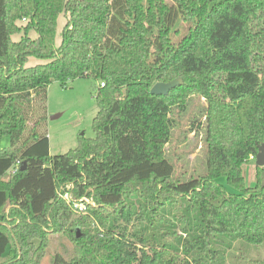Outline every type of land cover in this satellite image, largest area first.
Wrapping results in <instances>:
<instances>
[{
  "label": "trees",
  "instance_id": "trees-1",
  "mask_svg": "<svg viewBox=\"0 0 264 264\" xmlns=\"http://www.w3.org/2000/svg\"><path fill=\"white\" fill-rule=\"evenodd\" d=\"M78 77L95 81L94 135L51 156L47 87ZM193 96L206 169L183 180L165 147ZM4 136L0 264H42L51 234L68 241L51 264H264V165L244 175L264 145V0H0Z\"/></svg>",
  "mask_w": 264,
  "mask_h": 264
},
{
  "label": "rangeland",
  "instance_id": "rangeland-1",
  "mask_svg": "<svg viewBox=\"0 0 264 264\" xmlns=\"http://www.w3.org/2000/svg\"><path fill=\"white\" fill-rule=\"evenodd\" d=\"M65 22L63 14L58 15L55 29L54 44L60 43L61 29ZM35 31H30V37H36ZM20 34L12 35L14 41L19 40ZM44 60L30 56L27 66L43 63ZM93 81L87 77H78L69 80L66 86L53 81L47 87V123L46 132L49 141V154L51 156L63 154L77 146L79 136L92 138L94 135L92 120L97 112V105L93 93ZM205 100L196 96L191 97L182 111L172 115L173 127L171 138L166 145V156L173 163L175 174L181 179L200 177L206 169V150L204 144V117ZM9 139L4 136L0 139V147L8 146ZM255 156L250 155L244 164L245 183L252 185L255 174ZM218 182L225 185L230 192L237 188L229 185L224 177H219ZM61 190V186L58 188ZM71 199L80 202L79 199ZM68 245V241L60 234H51L46 255L42 264H51L55 252L61 246ZM239 244L236 243V246ZM235 246V247H236ZM236 253V250H233ZM254 254V251L251 250ZM264 254V250H262ZM230 262L229 258H225ZM230 264V263H229Z\"/></svg>",
  "mask_w": 264,
  "mask_h": 264
},
{
  "label": "water",
  "instance_id": "water-1",
  "mask_svg": "<svg viewBox=\"0 0 264 264\" xmlns=\"http://www.w3.org/2000/svg\"><path fill=\"white\" fill-rule=\"evenodd\" d=\"M181 81L182 80L180 77H176L167 82H156L150 88V93L158 94V95H166L170 90H172L174 87L179 85ZM255 164L257 166L264 165V145L263 144H260L258 146V152L255 156ZM21 169H24V166H22Z\"/></svg>",
  "mask_w": 264,
  "mask_h": 264
},
{
  "label": "built area",
  "instance_id": "built-area-1",
  "mask_svg": "<svg viewBox=\"0 0 264 264\" xmlns=\"http://www.w3.org/2000/svg\"><path fill=\"white\" fill-rule=\"evenodd\" d=\"M100 86H103V82L100 83ZM70 189V186L66 187V191L63 193H58L59 197H62L67 203L72 204L74 208H77L81 213H84L85 205L83 201H87L86 199H79L80 202H77L76 200L71 199V197L68 195V190Z\"/></svg>",
  "mask_w": 264,
  "mask_h": 264
}]
</instances>
